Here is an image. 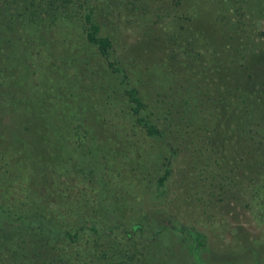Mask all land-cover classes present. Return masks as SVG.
Here are the masks:
<instances>
[{
	"label": "rangeland",
	"instance_id": "374dc122",
	"mask_svg": "<svg viewBox=\"0 0 264 264\" xmlns=\"http://www.w3.org/2000/svg\"><path fill=\"white\" fill-rule=\"evenodd\" d=\"M17 215L53 227L44 264H196L193 231L205 264H264V0H0L3 234Z\"/></svg>",
	"mask_w": 264,
	"mask_h": 264
},
{
	"label": "trees",
	"instance_id": "16d2710c",
	"mask_svg": "<svg viewBox=\"0 0 264 264\" xmlns=\"http://www.w3.org/2000/svg\"><path fill=\"white\" fill-rule=\"evenodd\" d=\"M83 22L86 25L85 29V38L88 42L92 43L96 46L98 52L100 55L107 56L108 55V49L111 46L110 39L107 36L99 34V27L98 24L95 22V20L92 17V14L90 12H87L83 15ZM108 66L112 67V63L108 62ZM124 94L127 96V100L131 103L130 111L135 115L136 120L138 122H141L145 132L148 135H156L159 133L158 128L151 123H148L145 121L140 115V109L143 106V103L140 99V97L137 94V90L135 88H129L124 90ZM168 173V170L166 169L164 174L159 177V183H162L164 181V178L166 174ZM17 223V226L19 225V231L17 234H3L2 229L0 228V264H44L46 263V258L51 256H43L45 255L43 251L46 254H50L51 252H54V248L52 246L47 245L50 243L49 236L43 237L42 233H49L53 229V227L49 226L46 228L32 219V217L27 216L23 217L20 215H17L14 219ZM20 224L22 227H20ZM26 224V225H25ZM31 225V226H30ZM32 227V228H31ZM135 227V226H134ZM92 230L95 228L92 227ZM49 230V232H48ZM134 230V229H132ZM44 231V232H43ZM54 232V231H53ZM67 236L71 237L76 235V232H73V235L69 231L66 232ZM127 235V234H126ZM191 238L194 241V247L192 249V255L197 254V261L195 260L196 264H205L198 256V248L201 246L202 242L200 241L201 235L197 232H190L189 234ZM128 236V235H127ZM43 240V241H42ZM43 243H42V242ZM46 243V244H45ZM63 248V247H62ZM50 250V251H49ZM41 252V253H40ZM48 252V253H47ZM39 253V254H38ZM64 253H59V256L62 257ZM38 255H40V259L38 258ZM58 257V254H57ZM55 259H58V258ZM52 258V257H51ZM50 258V260H51ZM70 260L75 259L73 256L71 258L67 257ZM15 260H18L15 261ZM37 260V261H36Z\"/></svg>",
	"mask_w": 264,
	"mask_h": 264
}]
</instances>
